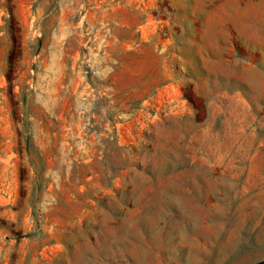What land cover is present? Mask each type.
<instances>
[{"label":"rangeland","instance_id":"1","mask_svg":"<svg viewBox=\"0 0 264 264\" xmlns=\"http://www.w3.org/2000/svg\"><path fill=\"white\" fill-rule=\"evenodd\" d=\"M0 264H264V0H0Z\"/></svg>","mask_w":264,"mask_h":264}]
</instances>
